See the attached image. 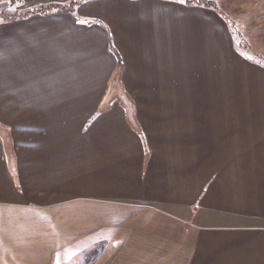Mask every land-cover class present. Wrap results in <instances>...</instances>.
<instances>
[{"label": "crops", "instance_id": "obj_1", "mask_svg": "<svg viewBox=\"0 0 264 264\" xmlns=\"http://www.w3.org/2000/svg\"><path fill=\"white\" fill-rule=\"evenodd\" d=\"M2 9L0 264H264V59L227 13Z\"/></svg>", "mask_w": 264, "mask_h": 264}, {"label": "rangeland", "instance_id": "obj_2", "mask_svg": "<svg viewBox=\"0 0 264 264\" xmlns=\"http://www.w3.org/2000/svg\"><path fill=\"white\" fill-rule=\"evenodd\" d=\"M11 1L15 2V0ZM195 2L213 6L220 12L227 13L238 34L239 44L247 46L249 52L260 53L264 59V34L261 32L264 25L263 27L259 26L263 18L256 16L257 13H264V0H195ZM14 11L13 9L0 10L2 13L9 14L15 13Z\"/></svg>", "mask_w": 264, "mask_h": 264}, {"label": "trees", "instance_id": "obj_3", "mask_svg": "<svg viewBox=\"0 0 264 264\" xmlns=\"http://www.w3.org/2000/svg\"><path fill=\"white\" fill-rule=\"evenodd\" d=\"M12 16L13 15H10L9 13H2V12H0V18L1 19H4V20L10 19Z\"/></svg>", "mask_w": 264, "mask_h": 264}]
</instances>
